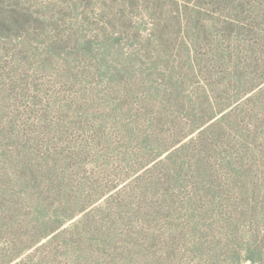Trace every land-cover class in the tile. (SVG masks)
Listing matches in <instances>:
<instances>
[{"label": "rangeland", "instance_id": "374dc122", "mask_svg": "<svg viewBox=\"0 0 264 264\" xmlns=\"http://www.w3.org/2000/svg\"><path fill=\"white\" fill-rule=\"evenodd\" d=\"M220 1L0 0V264H264V41L227 73Z\"/></svg>", "mask_w": 264, "mask_h": 264}, {"label": "trees", "instance_id": "16d2710c", "mask_svg": "<svg viewBox=\"0 0 264 264\" xmlns=\"http://www.w3.org/2000/svg\"><path fill=\"white\" fill-rule=\"evenodd\" d=\"M215 5L220 7L222 12L225 10H235L237 13L239 12V15L235 20L230 21L229 18H226L224 22H218L221 23L224 28V38L222 41L214 39L211 45L212 49L210 55L227 62L228 66L225 68L227 73L230 71L231 65L234 69L245 70L246 67H249V62L244 59V51L247 50L248 53H256L259 48L255 38H262L264 41V37H262L260 33L264 25L262 27L261 22H259L261 18L264 19V0H222L215 3ZM255 29H259V32ZM245 34H250V37H254V40H249V44H247L248 41L246 38H243ZM200 56L206 59L209 54L203 53L200 54ZM263 87L264 73L263 76L260 77V80L253 86V89L256 91Z\"/></svg>", "mask_w": 264, "mask_h": 264}]
</instances>
